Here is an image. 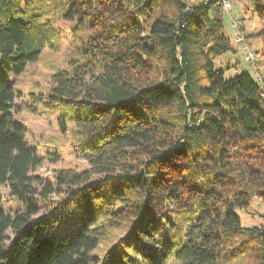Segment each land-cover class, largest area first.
I'll return each instance as SVG.
<instances>
[{"label":"trees","instance_id":"1","mask_svg":"<svg viewBox=\"0 0 264 264\" xmlns=\"http://www.w3.org/2000/svg\"><path fill=\"white\" fill-rule=\"evenodd\" d=\"M223 9L220 0H0V264H264V226L245 228L237 214L254 199L264 206V99L253 71L226 80L215 67L236 52ZM254 15L263 25L246 39L261 40L264 65V3ZM57 20L89 32L48 93L89 167L44 184L10 78L59 49ZM4 186L21 210L2 208ZM38 195L62 199L37 218ZM62 205L79 211L76 227L55 236L45 228Z\"/></svg>","mask_w":264,"mask_h":264},{"label":"rangeland","instance_id":"2","mask_svg":"<svg viewBox=\"0 0 264 264\" xmlns=\"http://www.w3.org/2000/svg\"><path fill=\"white\" fill-rule=\"evenodd\" d=\"M186 1L190 4H196L202 0ZM258 2L264 3V0H232V10L223 9L225 33L236 48V52L227 53L215 60L216 69L223 72L226 80L233 79L245 71L252 74L251 64L245 61L248 52L234 44L236 35L233 33L232 23L237 22L238 30L245 39L246 34L259 29L263 23L255 15L253 16V10ZM54 27L59 32V49L55 51L45 48L36 63L28 65L22 74L13 75L10 78V84L20 93V97L15 100L18 112L13 113V116L16 121L26 127L28 145L35 148L38 155L43 158L41 167L32 175L41 178L44 184L52 182L53 175L58 170L81 171L89 167L87 160L78 157L74 152L75 138L71 131L72 124L67 122L66 132H62L59 124L62 109L59 106L48 105L52 74L67 68L71 56L86 41L89 32L77 21L57 20L54 22ZM243 45L253 53L258 73H264V65L260 63L263 57L259 54L261 40L246 39ZM1 193L3 196L2 208L6 212L21 210V205L16 198L11 196L8 186L2 187ZM38 198L39 203L37 205L40 206V213L37 218H41L46 216L48 211H53L58 206L62 196L51 195L50 200H44L39 195ZM263 212L264 206L258 199H254L248 209L237 210L242 226L245 228L264 226ZM78 213L79 211L72 205L66 210L62 205L60 210H55L52 213L57 216L58 221L55 224L50 222L45 229L47 231L53 230L55 236H61L66 232L73 233ZM48 219L51 220L50 217ZM167 264L181 263L172 259Z\"/></svg>","mask_w":264,"mask_h":264},{"label":"built area","instance_id":"3","mask_svg":"<svg viewBox=\"0 0 264 264\" xmlns=\"http://www.w3.org/2000/svg\"><path fill=\"white\" fill-rule=\"evenodd\" d=\"M220 3L223 6L224 10H226V11L232 10V0H220ZM232 26L234 28V32L233 33H234V35H236L235 36V42L238 45H242L244 43V38H243L242 33L239 32V30H238L237 22H233ZM245 48H246V51L248 52L246 54V56H245V61L252 65L253 76L256 78L257 82L259 83V86H260V89H261V93H262V97L264 99V80L260 76V74L258 73V70L256 69L255 57H254L253 53L250 50H248L247 47H245Z\"/></svg>","mask_w":264,"mask_h":264}]
</instances>
